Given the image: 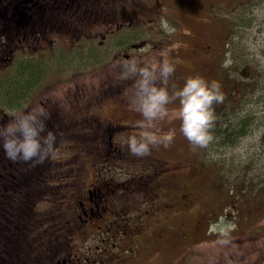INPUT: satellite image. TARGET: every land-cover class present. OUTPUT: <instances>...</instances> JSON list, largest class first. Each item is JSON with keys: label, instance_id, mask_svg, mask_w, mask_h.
<instances>
[{"label": "flooded vegetation", "instance_id": "flooded-vegetation-1", "mask_svg": "<svg viewBox=\"0 0 264 264\" xmlns=\"http://www.w3.org/2000/svg\"><path fill=\"white\" fill-rule=\"evenodd\" d=\"M194 6V0H0V264H16L24 228L16 220L19 209L34 198V184H49V159L64 154L58 138L71 131L101 137L103 144L94 146L100 154L62 169L84 178L74 187V211L63 232L68 242L53 264H140L143 255L160 253L167 220L197 196L174 189L166 180L172 168L157 171L161 160L151 157L157 139L147 136L130 149L134 142L124 137L130 123L156 120L153 110L195 95L210 98V79L194 77V64L178 54L202 57L208 78L222 69V50L202 43L206 31L198 34L191 25ZM172 30L184 38L165 34ZM131 96L139 102L129 118L136 122L126 120ZM207 216L205 222L213 218ZM201 226L194 227L198 236ZM148 244L158 247L147 250Z\"/></svg>", "mask_w": 264, "mask_h": 264}, {"label": "rangeland", "instance_id": "rangeland-1", "mask_svg": "<svg viewBox=\"0 0 264 264\" xmlns=\"http://www.w3.org/2000/svg\"><path fill=\"white\" fill-rule=\"evenodd\" d=\"M194 4L196 14L191 25L199 30L198 34L206 31L200 35L202 43H209L213 51L222 50V69L211 71L208 78L205 65L202 67V57L196 54L182 57L187 63L194 64V77L203 75L207 81L210 79L211 86L216 82L214 87L226 91L220 94L212 87L210 100L215 103L225 98L226 104L217 113L207 112L203 116V106L197 108V103L184 110L180 109L181 104L173 103L163 106V109L153 110L152 118L156 120L139 125L129 124V137L124 139L139 141L145 136L151 140L157 139L159 148L151 152V157L162 161L157 162V171L172 168L173 175L167 176L166 180L177 182L175 190L185 195L193 193L190 195L196 194L202 199L194 205L189 204V208L184 204L179 205V214L175 217L177 227L171 225L170 231H173H169L163 240L160 254L143 255L140 264H217L220 258L233 252L225 239L235 226L240 235L252 231L264 236V100L259 99L264 91L256 90L250 100L247 98L249 95L238 98L235 90H231V84L226 81V78L232 79V88L239 91L237 81L243 78L244 73L248 75L256 71L250 68L252 61L257 63L258 70H264V0H194ZM160 27L166 29L167 24L163 22ZM151 29L156 33L150 36L158 38L157 29ZM165 34H169L176 42L185 36L173 30ZM226 41L232 49L239 50L244 70L242 74L238 73L239 67H236V74L225 69V63L229 60L228 55H223ZM153 43L149 42V45ZM172 63H177V60ZM261 85H264V75ZM245 112L249 116H244ZM133 114L131 110L127 113L128 122H136L129 119ZM251 115L255 119L246 134L235 145H221L226 133L225 125L230 128L242 119H249ZM151 128L155 131L150 134ZM134 129L140 130V134L132 136L136 133L132 132ZM76 151L78 154H74ZM62 152H65L67 160L74 159L78 165L81 162L79 158L85 161L82 150L73 148L72 151ZM62 178L66 180L64 176ZM216 203L217 208H221L220 212L206 222L204 231L209 230L197 240L192 234L195 224L202 218L204 225L205 207L208 210ZM192 210L195 211L190 212ZM178 228L185 233L177 231ZM174 231L177 232L176 236ZM166 240L174 242L176 246L169 247ZM262 245L264 247V243Z\"/></svg>", "mask_w": 264, "mask_h": 264}, {"label": "trees", "instance_id": "trees-1", "mask_svg": "<svg viewBox=\"0 0 264 264\" xmlns=\"http://www.w3.org/2000/svg\"><path fill=\"white\" fill-rule=\"evenodd\" d=\"M225 47H226V51L224 52V55L229 56V60L226 61L227 65L225 69L227 70L230 67L235 69V66L241 69L242 66L240 62L242 60L239 58V50H237V48L232 49L228 45L227 41L224 43V48ZM178 54L180 57H182V55L190 56V54H194V53L179 51ZM180 60H183V57ZM257 66H258L257 63L252 61L250 68L256 71L253 73L250 72L248 73V75L244 73V75L242 76L243 78L237 81V87L239 91L232 88L233 87L232 79L226 78L227 83L231 84V90H235V93L237 94L238 98L249 95L250 97H247L249 99L252 97V94L256 90L264 91V85L263 86L261 85L262 76L264 75V70L263 69L258 70ZM240 69L238 73L242 74L244 70L243 68L241 70ZM117 75H115V79L118 78ZM214 84H216V82L212 84L213 87ZM103 90L105 94L106 89ZM115 90L117 91V88ZM218 93L225 94L226 91L223 90L222 88H219ZM210 98L198 99L197 95H195L191 100V102L186 100H178L175 104L177 105L181 104L182 105L181 107H185V106L190 107L192 106L191 104L197 103L198 105L197 108L203 106L204 112L202 111V115L204 116V114L207 112L217 113L219 109L222 108L224 105L222 104V102L214 103L213 101L210 100ZM259 99L264 100V94L259 96ZM138 103L139 102L136 99V97L131 96L128 100L127 112H129L130 110L133 113L137 112L138 110H133V107ZM220 105L221 107L218 108V106ZM204 106H206L207 110L205 109ZM244 116H249V115L247 114V112H245ZM201 119H203V117H201ZM254 119L255 117L251 115L249 119L247 120L242 119L241 121L236 122L234 126L230 128H228L225 125L224 132L226 133L225 136L222 137L221 145L223 146L229 144L235 145L237 141L246 134L247 132L246 130H248V127L251 125ZM203 123H205V121ZM70 124L71 123L68 121L67 125L69 126ZM205 131L206 129L204 130V132ZM66 137L68 140L66 139ZM147 138H148L147 136L141 137L139 141L141 142V144L146 143ZM204 139L205 137H203V140ZM58 141L64 142V147L66 148L65 150L72 151L73 148H76V150H82L83 158H85L86 155H90L92 152L100 154V152L98 151L99 149H96V147L94 148V146H101L103 144L101 137H96V136L92 137V135H88L84 133L77 134L75 133V131L68 132V134L64 136V138H58ZM126 141L134 142L128 144V146L131 147L130 149L135 147V145L136 146L138 145L137 140L129 139ZM74 154H76V152ZM79 160L82 161V158H79ZM49 164H50L51 174L49 180L45 182L49 184H43V183L39 185L34 184L33 191L31 192L34 195V198L22 202V206L20 207L18 216L16 217V220H18L19 225H23L24 227L23 229H20L18 231L20 235L18 238V244L15 251L16 264H53L54 253L59 248L63 247L66 242H68L67 241L68 239L65 238L63 232L66 228V221L70 218V211L71 210L74 211V200H75L74 187L78 186V184L81 183L82 181L81 176L82 178H84V175L77 176L76 172L75 173L73 172L74 168H70L67 173L63 172L62 169L65 165L78 164L76 161H74V159L67 160L65 158V152L64 154H61V152L59 153L56 151L53 155H51V158L49 159ZM62 176H64L66 180L63 179ZM168 181H173V180H168ZM174 183L175 185L177 184L176 181H174ZM195 183L196 182H194V184ZM228 193L230 192L228 191ZM179 194H183V193H179ZM190 194L193 193H189L186 195L183 194V195L185 197L192 196L193 199L195 196H197V202L202 201L201 198L199 199L200 196L196 194L194 195H190ZM206 208L208 207H205V210L203 212L204 213L203 218L204 217L209 218V216L206 217V215H208L209 213L212 214V216L214 217V215L220 212L219 209L217 208V203L215 204L214 207H210L208 210H206ZM196 217L194 218L195 220ZM200 222L202 223V218H200V220H198L196 224H199ZM206 222L203 225L205 227H206ZM167 223L171 225L173 224V227H177L175 226L176 223L175 218H172V220H167ZM250 226L248 229H250ZM180 229L181 228H178L176 230L184 234L185 233L184 230H180ZM239 230L241 231L240 225H239ZM240 234L241 233L237 231V226H235V229L232 231V233L228 236L227 239H225L227 243L230 244V247H232L233 252L230 253L228 256L225 255L224 257L220 258L217 261V264H253V263L260 264L264 262V247L262 245L264 243V240H262L264 236L258 235V233L252 231L250 232L246 231L244 234L242 235ZM195 237L197 240L199 239L198 235H195ZM258 242L259 244H257ZM159 244H160L159 250H161L162 242H160ZM151 246H154L153 249H155L156 247H158V244L156 246L148 244L147 250ZM169 247H174V246H169Z\"/></svg>", "mask_w": 264, "mask_h": 264}]
</instances>
